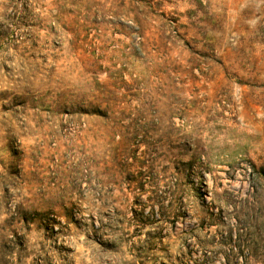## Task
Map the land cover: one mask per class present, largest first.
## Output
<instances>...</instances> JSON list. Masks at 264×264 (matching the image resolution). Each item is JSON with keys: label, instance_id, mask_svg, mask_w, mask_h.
I'll list each match as a JSON object with an SVG mask.
<instances>
[{"label": "rangeland", "instance_id": "1", "mask_svg": "<svg viewBox=\"0 0 264 264\" xmlns=\"http://www.w3.org/2000/svg\"><path fill=\"white\" fill-rule=\"evenodd\" d=\"M0 264H264V0H0Z\"/></svg>", "mask_w": 264, "mask_h": 264}]
</instances>
